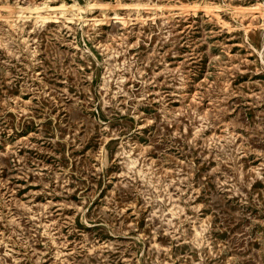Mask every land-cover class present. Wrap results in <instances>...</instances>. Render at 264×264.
Instances as JSON below:
<instances>
[{"label": "rangeland", "instance_id": "rangeland-1", "mask_svg": "<svg viewBox=\"0 0 264 264\" xmlns=\"http://www.w3.org/2000/svg\"><path fill=\"white\" fill-rule=\"evenodd\" d=\"M0 264H264V0H0Z\"/></svg>", "mask_w": 264, "mask_h": 264}, {"label": "bare ground", "instance_id": "bare-ground-1", "mask_svg": "<svg viewBox=\"0 0 264 264\" xmlns=\"http://www.w3.org/2000/svg\"><path fill=\"white\" fill-rule=\"evenodd\" d=\"M61 6V5H60ZM90 6V5H89ZM56 7V6H55ZM79 7V6H78ZM52 8H53V6H52ZM63 8H64V6H63ZM69 8V7H68ZM77 8V7H76ZM41 9V8H40ZM43 9V8H42ZM50 9V8H49ZM79 9V8H78ZM30 10V9H29ZM39 10V9H38ZM45 10V9H44ZM12 16V15H11ZM14 23V22H13Z\"/></svg>", "mask_w": 264, "mask_h": 264}]
</instances>
